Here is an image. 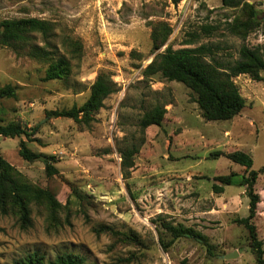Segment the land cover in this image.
<instances>
[{"label": "rangeland", "instance_id": "obj_1", "mask_svg": "<svg viewBox=\"0 0 264 264\" xmlns=\"http://www.w3.org/2000/svg\"><path fill=\"white\" fill-rule=\"evenodd\" d=\"M245 2L251 9L220 0H0V21L51 24L47 38L32 33L23 46L0 44V90L12 91L0 99V125L37 127L39 140L0 136V158L11 166L0 199V264H21L29 255L49 264L63 252L84 264H256L247 230L236 223L248 214L245 188L215 179L245 168L212 154L243 151L251 170L264 167V71L260 81L233 78L245 107L227 121L203 120L196 95L183 84L143 74L167 46H205L206 60L222 67L238 59L242 45L264 49V0ZM159 23L171 32L153 52L151 33ZM32 45L48 59L33 55ZM59 57L68 63L65 74L46 79ZM99 76L114 92L91 121L45 119L49 111L81 106ZM154 106L166 110L160 126L141 129V116ZM20 140L53 156L56 173L47 175L42 159H21ZM132 144L138 153L124 178L119 153ZM254 190L260 200L252 224L264 264V172ZM40 192L54 199L53 211ZM21 201L29 209L26 227ZM166 224L192 229L205 245L172 239Z\"/></svg>", "mask_w": 264, "mask_h": 264}, {"label": "trees", "instance_id": "obj_2", "mask_svg": "<svg viewBox=\"0 0 264 264\" xmlns=\"http://www.w3.org/2000/svg\"><path fill=\"white\" fill-rule=\"evenodd\" d=\"M181 0H172L175 5ZM222 6L228 8L251 9L245 0H220ZM253 13V11H251ZM51 32V24L44 20L36 18L4 19L0 21V44L9 47L23 46L30 40L32 33L40 34L47 38ZM170 28L163 23L156 24L151 33L152 50L157 51L161 48L168 36ZM33 55L47 60L48 54L35 45L30 46ZM209 50L205 46L195 48H180L173 50L167 46L162 52H157L150 64L143 71L144 76H150L160 73L162 77L169 81H175L183 84L192 93L196 95L194 102L197 104L201 117L205 121H227L235 117L245 107V99L240 95L238 88L233 82V78L239 75H248L254 81H260L262 78L260 72L264 71V49L256 46L253 48L242 45L238 51V59L232 64L222 67L219 63L206 60V53ZM68 63L59 57L57 61L49 66L46 71V79H55L65 74ZM114 92L113 84L105 78L99 76L91 86L90 93L86 101L79 107L73 106L68 110L49 111L45 119L50 117H63L73 121L89 122L92 115L103 106V101ZM12 91L9 87L0 90V99L11 96ZM166 110L160 106H154L150 111L145 112L140 120L141 129L150 125L160 126ZM37 127L32 129L21 128L19 126H1L0 136L6 138L24 137L26 142H39L35 138ZM26 142L19 141L18 155L21 159L32 162L42 159L45 162V172L51 176L56 173L53 167V156H47L42 153L30 151ZM138 153V147L131 145L128 150H121L120 168L123 177L128 176V171L132 168V157ZM214 156H223L232 163L245 168V174L238 175L230 173L219 176L216 179L222 186L239 185L245 188V195L248 199V214L245 218L236 220V223L242 225L248 233V239L251 248L256 254V264H263L262 243L257 238L256 228L252 220L256 215L257 204L260 197L254 190L256 179L260 173L264 172V167L258 171L251 170L253 160L250 155L243 151H233L229 153L215 152ZM11 166L0 158V199L4 198L2 184L7 182ZM214 193H221L222 187L213 185ZM51 210L57 205L54 199L47 192H40ZM2 201V200H1ZM20 222L22 227L29 225V209L26 204L19 202ZM166 231L172 236V239L179 237L190 238L202 245H205V237L196 233L190 228L183 226L172 227L164 226ZM21 264H41L35 256L29 255ZM49 264H84V258L73 253H60Z\"/></svg>", "mask_w": 264, "mask_h": 264}, {"label": "water", "instance_id": "obj_3", "mask_svg": "<svg viewBox=\"0 0 264 264\" xmlns=\"http://www.w3.org/2000/svg\"><path fill=\"white\" fill-rule=\"evenodd\" d=\"M235 256V254H228L227 255V258H232V257H234Z\"/></svg>", "mask_w": 264, "mask_h": 264}]
</instances>
